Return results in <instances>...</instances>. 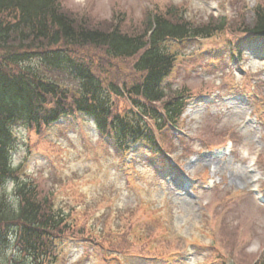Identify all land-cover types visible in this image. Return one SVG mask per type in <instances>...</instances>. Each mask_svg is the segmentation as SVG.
<instances>
[{
	"label": "rangeland",
	"instance_id": "obj_1",
	"mask_svg": "<svg viewBox=\"0 0 264 264\" xmlns=\"http://www.w3.org/2000/svg\"><path fill=\"white\" fill-rule=\"evenodd\" d=\"M59 1L78 22L105 28L118 18L127 33L141 31L148 14L172 18L169 10L195 25L225 18L227 27L209 38L165 43L178 59L165 101L184 88L192 102L179 128L156 130L164 156L143 144L127 158L82 114L42 128L18 124V179L0 187V196L6 188L13 204L17 181L32 183L49 209L66 216L68 237L55 264H264V49L243 47L250 37L237 30L264 0ZM76 54L106 89L125 91L141 81L131 59L114 60L93 47ZM2 55L0 66L13 70ZM37 63L30 65L41 68ZM111 99L114 114L135 111L125 96ZM165 104L154 108L164 113ZM5 249L0 244V264H28L11 243Z\"/></svg>",
	"mask_w": 264,
	"mask_h": 264
},
{
	"label": "trees",
	"instance_id": "obj_2",
	"mask_svg": "<svg viewBox=\"0 0 264 264\" xmlns=\"http://www.w3.org/2000/svg\"><path fill=\"white\" fill-rule=\"evenodd\" d=\"M168 13L172 18L148 14L141 31L127 33L118 18L105 28L78 22L64 12L59 0H0V52H4V61L13 65L11 71L0 66V187L18 172L12 164V128L17 124L44 127L63 117L82 114L92 118L98 131L114 138L121 149L130 138L156 145L144 120L132 125L127 115L113 113L110 95L132 99L138 113L145 117L157 116L142 99L152 104L166 97L163 85L176 65V54L168 52L165 43L209 38L227 27L225 18L216 25H195L177 11L175 15L171 10ZM237 30L241 35L264 37V6L256 5L251 23L242 22ZM85 47L101 50L114 60H133V69L141 74V81L127 86L125 91L113 84L106 89L91 67L77 57V51ZM33 61L41 68L31 67ZM183 106L179 98L167 102L166 117L158 114L157 120L164 117L174 123ZM7 196L5 189L0 196L2 248L6 250L11 243L18 257L28 264H45L54 259L57 251L53 239L64 235L66 216L49 209L31 184L16 185L15 203L11 204ZM11 236L13 241L8 242ZM3 258L5 254H0V262Z\"/></svg>",
	"mask_w": 264,
	"mask_h": 264
},
{
	"label": "bare ground",
	"instance_id": "obj_3",
	"mask_svg": "<svg viewBox=\"0 0 264 264\" xmlns=\"http://www.w3.org/2000/svg\"><path fill=\"white\" fill-rule=\"evenodd\" d=\"M244 228H245V225H243V224H241L239 226V233H238V237H237L239 242H243L242 239L245 237V235H243Z\"/></svg>",
	"mask_w": 264,
	"mask_h": 264
}]
</instances>
